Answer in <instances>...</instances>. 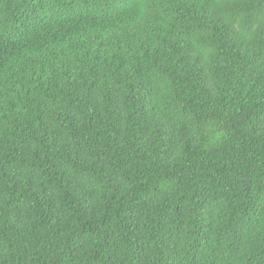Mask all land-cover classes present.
I'll return each mask as SVG.
<instances>
[{
  "label": "trees",
  "instance_id": "16d2710c",
  "mask_svg": "<svg viewBox=\"0 0 264 264\" xmlns=\"http://www.w3.org/2000/svg\"><path fill=\"white\" fill-rule=\"evenodd\" d=\"M0 264H264V0H0Z\"/></svg>",
  "mask_w": 264,
  "mask_h": 264
}]
</instances>
